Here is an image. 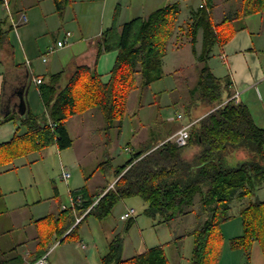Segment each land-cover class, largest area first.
Instances as JSON below:
<instances>
[{"label": "trees", "instance_id": "16d2710c", "mask_svg": "<svg viewBox=\"0 0 264 264\" xmlns=\"http://www.w3.org/2000/svg\"><path fill=\"white\" fill-rule=\"evenodd\" d=\"M184 1L200 3L198 8L191 6L188 9L185 19L181 18L183 1L180 0L145 17L133 19L121 28L117 15L113 26L99 41L98 58L103 52L118 53L110 80L104 83L95 69L90 71L88 68L77 69L64 86H60V75L52 76L51 81L40 88L46 113L29 112L24 117L2 120L1 124L15 121L17 127L13 140L0 146L2 162L12 163L51 146H57L60 151L71 148L74 139L69 131V121L93 109L101 113L108 134L120 128L131 94L139 91L142 97L149 85L174 74H167L164 70L172 45L181 47L189 43L197 58L207 62L216 46L224 47L239 30L244 29L240 25L230 36H225L230 23L264 15V0H235L237 7L226 12L223 20L217 22L214 14L218 0ZM2 2L0 0V4ZM71 2L54 0L59 15ZM200 33L203 36L202 55L197 53ZM196 96L192 108L205 105L212 111L192 125L187 146L167 142L155 148L149 142L124 166L116 168L113 189L108 190L106 186L93 194L88 186H84L71 191V198L82 197V202L76 209L61 212L55 228L61 243L75 240L80 226L89 217L106 220L123 200L141 198L145 204L144 215L167 223L183 214L184 206L199 196L202 204L199 222L189 233L194 238L192 264H210L215 252L213 243L221 242V227L232 219L234 203L242 204L243 235L231 240V247L249 252L253 243L258 241L264 248V201L253 200L264 184V128L256 123L246 105L234 100L225 103L233 96L230 82L216 77L209 66L198 68V80L191 90V97ZM181 114L188 123L192 122L189 109ZM187 148H193L192 156L185 155ZM109 161L101 165L106 166ZM90 208L83 222L73 227L76 215ZM126 222L125 233L111 238L101 264H168L164 246L149 248L130 259H123L125 234L135 220L130 217ZM52 234L40 242L30 260L17 255L0 264L37 263L47 254V243Z\"/></svg>", "mask_w": 264, "mask_h": 264}, {"label": "crops", "instance_id": "0c3cea01", "mask_svg": "<svg viewBox=\"0 0 264 264\" xmlns=\"http://www.w3.org/2000/svg\"><path fill=\"white\" fill-rule=\"evenodd\" d=\"M175 1L178 0H72L59 15L54 0H3L0 4V146L11 142L17 129L15 121L1 124L2 120L25 116L18 113L16 92H23L27 114L42 115L46 113V106L41 99L40 88L50 82L52 76L60 75V86H64L77 69L88 68L90 71L95 69L107 83L118 53L103 52L98 58L99 41L103 33L113 26L115 17L118 15L117 23L121 28L127 22L145 17ZM231 5H227L229 8L225 11H231L234 8ZM24 17L27 22H24ZM241 25L244 29L221 48L223 64H218L220 74L212 71L216 77L230 82L232 94L239 93V102L250 109L256 123L264 128V15L249 17ZM68 33L71 36L65 45L58 47L57 42L65 39ZM37 79L42 83L38 84ZM43 159L44 155L33 153L12 163L0 162V243H5L4 248L0 245V262L17 255L30 260L40 242L45 240L39 225L49 219L56 224L63 208H70L63 206V202L58 203L57 198L63 195L64 185L52 177L44 180L36 168ZM89 177L91 179L93 174ZM113 182H116V176L111 180L103 179L102 185L89 187L90 192L96 194ZM77 189L80 187L70 189L69 195ZM235 205H238L237 212L233 210L232 219L222 225L225 233L221 231L222 248L213 252L210 264H264V248L260 242H254L249 252L231 247V240L243 235L242 204ZM131 210L134 211L131 218L135 220L136 211L126 207L120 215L121 222L127 221H122L121 217ZM201 210L200 197L196 196L192 203L184 206L183 214L167 223L159 222L168 225L176 221L185 222L167 244L176 249L174 264H192L194 238L189 233L196 228ZM17 232L25 235L19 242L14 238ZM52 233L50 242H57L55 229ZM187 245L191 248L189 252L186 251ZM157 246L163 245L149 248ZM69 252L63 255L62 263L57 261L54 264H88V258L81 259L74 252Z\"/></svg>", "mask_w": 264, "mask_h": 264}, {"label": "rangeland", "instance_id": "374dc122", "mask_svg": "<svg viewBox=\"0 0 264 264\" xmlns=\"http://www.w3.org/2000/svg\"><path fill=\"white\" fill-rule=\"evenodd\" d=\"M181 1H183L182 19L186 18L188 9L191 6L198 8L200 5L199 2ZM231 3L233 4L231 6L235 9L237 7L235 4L237 1L235 2V0L217 1L214 14L217 22L223 20L227 12L225 9L229 8L227 5ZM243 20L230 23L225 31V36H230L231 32L243 23ZM61 41H64V39ZM197 53L198 55L204 53L202 33L199 35ZM165 61L164 70L167 74L174 73L172 77L168 75L162 80L151 84L152 86L149 85L151 88L148 87L144 90L143 98L140 96L139 91H134L131 94L127 114L120 128H116L108 134L101 113L94 109L91 110L93 113L89 111L90 114L87 112L81 117H74L69 121L70 133L74 139L71 148L60 152L56 147H50L41 153H35L45 157L36 165L42 178L49 180L52 177L55 182L64 185L63 195L61 198H57L58 203L63 202V206L69 207L71 205L69 191L73 187L88 186V188H96L102 185L103 179H115L116 168L124 166L133 154L141 150L145 144L151 142L153 147L158 148L167 142H174L175 137L181 130L185 128L191 130V125L211 113L212 108L205 105L192 108V103L196 101L197 96L192 98L191 90L198 80V68L209 66L216 75L220 74L218 64H223L221 48L216 46L213 49L211 58L207 62H201L193 53V48L189 43L181 47L172 45ZM175 75H178V78ZM236 94L237 92L234 96ZM230 99H227L225 103H228ZM141 108L146 109L139 111ZM185 109H189L191 112V123H188V119L184 117L182 120L177 119V115ZM193 152V148H187L185 155L192 156ZM109 159L110 161L106 166L101 165ZM0 162H2L1 152ZM104 168L106 169L104 170ZM97 169L99 170L97 171ZM47 172L49 173L47 174ZM64 173H70L71 178L64 180L62 177ZM92 174L93 177L87 180ZM114 184L115 182L110 186L108 185V190L113 189ZM42 191H44V186H42ZM263 197L264 189L262 188L257 191L253 200H263ZM126 207L129 210L134 209L137 214L132 228L125 234L123 258H132L153 245L162 244L170 264H174L176 249L167 244L175 238V233L184 227L185 222L176 221L169 225L159 224V219L154 220L143 214L145 204L138 197L120 202L106 220L101 221L96 217H89L80 226L79 231L76 233L77 236L75 235V240L68 239L63 243H61L62 239L57 242H48V264H54L57 261L62 263L63 255L70 253L69 251L74 252L81 259L88 258V264H101L102 257L108 252L111 238L117 234L125 233L128 223L121 222L120 215L126 210ZM237 210L238 205H235L234 212H237ZM81 216L77 214L76 220ZM85 217L82 218L81 222ZM56 227L58 226L52 219L43 221L39 225L43 239L48 238ZM221 231L225 234L224 227ZM23 237L25 235L18 232L14 236L18 242ZM0 245L1 248H4L5 243L2 242ZM213 245L215 251L218 252L223 243L214 242ZM190 249L187 245L186 251L189 252Z\"/></svg>", "mask_w": 264, "mask_h": 264}, {"label": "built area", "instance_id": "2783aa9c", "mask_svg": "<svg viewBox=\"0 0 264 264\" xmlns=\"http://www.w3.org/2000/svg\"><path fill=\"white\" fill-rule=\"evenodd\" d=\"M24 22H27V18H26V17H24ZM70 36H71V34L68 33L67 36H66V38L64 39V41H59V42H57V46H58V47H63V46L65 45V43L67 42V38L70 37ZM43 61H46V59L44 58ZM36 82H37L38 84H41V83H42V80H41V79H37ZM238 97H239V93H237L236 96L233 95V97H231L230 100H234V101H236V103H239ZM177 119H178V120H182V119H183V116H182L181 114H178V115H177ZM173 120H174V119H173ZM191 126H192V125H191ZM188 127H189V126H188ZM189 137H190V130H188V128H185V129L181 130V131L177 134V136L175 137L176 140H174L173 143L177 144V146H179V147H185V146H187V144H188ZM62 177H63L64 180H68V179L71 177V174H70V173H64V174L62 175ZM81 202H82V197H78L77 200H73V199L71 198V205H70V208L76 209V207L79 206V205L81 204ZM65 209H66V207L63 208V210H65ZM90 210H91V208L88 209L87 211H85L84 213H81L82 216L79 217V218L76 220V223L74 224L73 227H76V226L82 221V218L85 217L86 214L89 213ZM133 214H134V211L132 210V211L126 213L125 215H123V216L121 217V219H122L123 221H126V220H128L130 217H132ZM36 264H48V254H47L45 257H43L41 260H39V262L36 263Z\"/></svg>", "mask_w": 264, "mask_h": 264}, {"label": "water", "instance_id": "95a60500", "mask_svg": "<svg viewBox=\"0 0 264 264\" xmlns=\"http://www.w3.org/2000/svg\"><path fill=\"white\" fill-rule=\"evenodd\" d=\"M19 98V103L17 104L18 113L22 116L27 115V101L23 95V92H16Z\"/></svg>", "mask_w": 264, "mask_h": 264}]
</instances>
